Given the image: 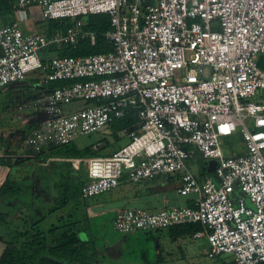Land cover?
I'll list each match as a JSON object with an SVG mask.
<instances>
[{
	"label": "built area",
	"instance_id": "obj_1",
	"mask_svg": "<svg viewBox=\"0 0 264 264\" xmlns=\"http://www.w3.org/2000/svg\"><path fill=\"white\" fill-rule=\"evenodd\" d=\"M14 18L0 25V89L43 73L28 103L35 128L25 143L34 153L72 142L134 113L139 125L108 156L86 159L89 199L122 183L180 175L176 192L192 206L114 211L120 233L167 231L199 224L207 257L230 264L264 262V0H12ZM38 6L45 27L24 30L27 8ZM107 14V53L43 55L50 45L95 44L88 15ZM65 28L48 32V22ZM53 83H58L54 85ZM255 98V100H251ZM84 107L64 113L63 105ZM238 133L243 153L226 154L224 138ZM216 164L200 180L187 161ZM73 164L79 165L75 160ZM238 187L236 201L232 194ZM249 202L251 205H247Z\"/></svg>",
	"mask_w": 264,
	"mask_h": 264
},
{
	"label": "trees",
	"instance_id": "obj_2",
	"mask_svg": "<svg viewBox=\"0 0 264 264\" xmlns=\"http://www.w3.org/2000/svg\"><path fill=\"white\" fill-rule=\"evenodd\" d=\"M11 18H14V2L12 0H0V25L7 23ZM58 27L65 28L64 21L52 20L48 22V32ZM83 29L95 33L96 41L94 45H91L88 40L82 39L78 41L75 48L50 45L44 51L47 52V55H57L59 57H84L91 54L107 53L112 50V46L107 43L104 37V34L110 29V20L107 14L88 15L84 19ZM258 65L264 69V53L259 56ZM261 95L264 98V93L261 92ZM138 125L139 120L136 115L129 113L116 119L108 128L112 130L116 139L125 138L127 142V134ZM240 139L242 143L240 151H235L225 145L227 155L232 156L243 153L241 136ZM99 142V145L96 146L98 149L91 146L78 149L73 142H70L42 150L49 157L61 158L65 163L61 172H58L59 175L55 179L56 181L52 183L53 186H49L52 188L49 192L50 203L45 206L42 205L41 209L34 208L36 203L32 201L34 199L38 201L41 198L34 192L35 188L40 191L41 187L34 184L30 187V184H26V180L25 182L18 181L16 175L24 170L16 171V168L9 164L10 173L0 186V264H40V260L44 258H53L67 264H103L101 262L103 253L99 251L97 242L92 237L88 238L86 232L79 228L78 220L68 225L63 221L65 217L60 216L58 223L49 222L53 219V215L60 212L69 202L83 201L85 203V200L88 202V199H83L81 196L82 187L88 179L85 162L88 158L103 156L98 153L100 147L104 146L107 141L101 139ZM5 154L10 155L9 151H5ZM2 158H0V163L5 161V156L4 159ZM42 160V158H39V161ZM75 160L79 161V165L76 167L73 164ZM7 163H9V158ZM203 163L204 165L198 166L197 174H194L199 180L204 175L211 174L207 171L206 160L203 159ZM141 182L147 183V181ZM138 183H122L121 185H131L130 187H132ZM41 192L43 195L44 190H41ZM240 194V189L235 187L231 195L232 199L236 201ZM97 197L89 199H96ZM27 200L32 202L34 212L25 205ZM85 205L88 206L89 204ZM23 212H28V214L19 225L18 221ZM60 221L63 222L60 223ZM90 230L91 228L89 232ZM198 230H201L199 224H185L172 226L167 231L172 236L179 237L191 236ZM159 232L162 231H136L131 233H143L147 239H150ZM121 234L127 235L130 233Z\"/></svg>",
	"mask_w": 264,
	"mask_h": 264
},
{
	"label": "rangeland",
	"instance_id": "obj_3",
	"mask_svg": "<svg viewBox=\"0 0 264 264\" xmlns=\"http://www.w3.org/2000/svg\"><path fill=\"white\" fill-rule=\"evenodd\" d=\"M27 11L29 14V21L21 23L22 29L31 31L39 30L45 27V22L41 17V10L38 6H30L27 8ZM41 53L45 56L47 55L46 51H41ZM30 73L31 72H29L28 75ZM24 81L25 80L15 82L0 89V150L3 152V155L5 154V151H9V153L13 155L10 158V164H12L16 168V171L24 170L19 175H16L18 181L25 182L26 180V184H30V187L32 184L41 187L40 191L37 190V188H35L34 191L41 198L38 199V201L36 199L32 200L36 203V206L34 208L41 209L42 205L45 206L50 203L51 197L49 192L50 190H52V188L49 186H53L52 183L56 181L55 179H57L59 175L58 172H61V169L64 168L65 162L61 158H53L51 156L49 157L48 154H45V151H41L40 154L30 153V147L27 146L25 141L30 132L35 128L36 121L35 114L30 109H28V101L32 96L29 93V88L23 86L24 84L22 83ZM260 92L264 93V90H259L258 93ZM251 100H255V98H252ZM84 105L85 103L81 100L71 102L63 105V111L64 113L73 112L74 110L84 107ZM101 139H105L107 141L104 146L100 147L101 149L98 153L99 155L103 156L111 155L116 149L124 145L126 142L125 138L116 139L113 136L112 130L108 127H104L89 135H79L72 142L78 149L86 146L97 148L96 146L99 145V141ZM224 144L233 148V150L235 151L241 150L242 143L238 133H235L230 137L224 138ZM39 158H42L45 162L43 163V160L39 161ZM192 162H194V164H192V166L190 165L191 168L198 167L202 164L204 165L203 160L200 158L199 155H197L192 160ZM189 163L190 161H188V164ZM158 179L159 178L147 180V183L141 182L135 184V186H137L139 189H154L156 187V180ZM154 181L155 183H153ZM130 186L131 185L118 186L117 188L111 191L101 194V196H98L96 199H88V202H86L85 200V203L83 201L69 202L68 205L65 206L60 212L53 215V219L49 220V222L58 223L59 217L64 216V223H68V225H71L73 221L78 220L79 228L86 233H89L90 228L91 233L94 230L97 232L99 231V233L105 234L108 231H111V229L115 231L113 228H110V225L108 224H106L105 227L103 226V221H106V215L100 218V220L102 219L100 225H95L93 227L92 222L95 223V221L99 218L98 215H100L101 212L97 211L101 210L103 207L105 208L122 205L123 203L121 201L112 199L110 202L109 199L110 197H114L119 194V191H121L122 189H125ZM135 186L132 187L135 188ZM41 190H44L43 195ZM192 196L193 195L191 194L184 197ZM106 197H108L109 199L107 198L108 200H105L104 198ZM85 204L89 205L86 206ZM25 205L29 207V210L33 211L32 202L27 200ZM27 214L28 212H23L21 214V218L18 221L19 225H21L24 220V217ZM63 221H60V223ZM89 224H91V226ZM182 239L186 242L185 248L181 246V250L175 247L170 248L165 252V254L168 255L167 257H171L172 260H175L176 264H200L209 263L211 262V260L213 261V259L208 258L205 253H203L202 245L199 240H188V237H183ZM166 260L167 261L163 264H174L170 261V259L169 261L168 259ZM60 262L61 261L53 258H46L40 260V264H62Z\"/></svg>",
	"mask_w": 264,
	"mask_h": 264
},
{
	"label": "crops",
	"instance_id": "obj_4",
	"mask_svg": "<svg viewBox=\"0 0 264 264\" xmlns=\"http://www.w3.org/2000/svg\"><path fill=\"white\" fill-rule=\"evenodd\" d=\"M42 76V71L35 70L27 75L24 79L25 81L22 83L24 84V87L29 88V93L32 97L35 92L34 85L40 78H42ZM29 102L30 100L28 103ZM29 151L30 153H34L30 149ZM4 156L5 161L0 163V186L10 173L9 164L10 158L13 155H3V152L0 150V158L4 159ZM8 158L9 163H7ZM192 164H194V162L190 160L187 167L193 174H197L196 171L198 167L191 168L190 165L192 166ZM153 183H155V181ZM155 184L156 187L154 189H139L137 186H135V188L127 187L119 191V194L116 196L110 197V199L108 197L104 198L105 200L109 199L110 202L112 199L118 200L123 204L113 207H103L101 210H98L97 212H101V214L98 215L99 218L95 223L92 222V226L100 225L102 222V219L100 220V218L106 215V221H103V226L105 227V225L108 224L110 225V228H112L113 213L115 210L122 208V206L131 205L145 208L150 211H159L168 206L183 207L193 205L195 195L192 194V197H184L176 192L177 187L180 185V175L160 177L156 180ZM247 205L250 206L251 204L247 202ZM89 225L91 226V224ZM86 234L88 238L92 237L97 242L99 251L103 253V258L101 259L103 264H163L167 261L166 259H168V261L170 259L171 262L176 264L175 260H172L171 257H167L168 255H166L165 252L170 248L177 247L181 250V246L185 248L186 242L182 239L183 237H188V240H199L205 255L208 249V244L204 238H192V236L174 237L169 231L159 232L155 236L153 235L150 239H147L143 233H130L123 235L112 229L106 234L99 233V231L97 232L95 230L92 233L90 230V232ZM60 263L67 264L64 262ZM200 264H230V257L220 256L218 259H213V261L211 260L209 263Z\"/></svg>",
	"mask_w": 264,
	"mask_h": 264
},
{
	"label": "water",
	"instance_id": "obj_5",
	"mask_svg": "<svg viewBox=\"0 0 264 264\" xmlns=\"http://www.w3.org/2000/svg\"><path fill=\"white\" fill-rule=\"evenodd\" d=\"M215 164H216L215 160L209 161L207 171L212 172L215 167ZM261 264H264V262H261Z\"/></svg>",
	"mask_w": 264,
	"mask_h": 264
}]
</instances>
